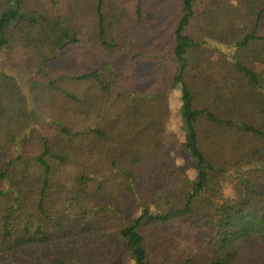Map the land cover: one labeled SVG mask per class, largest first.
<instances>
[{"label":"trees","instance_id":"trees-1","mask_svg":"<svg viewBox=\"0 0 264 264\" xmlns=\"http://www.w3.org/2000/svg\"><path fill=\"white\" fill-rule=\"evenodd\" d=\"M176 2L0 0V264H264V0Z\"/></svg>","mask_w":264,"mask_h":264},{"label":"rangeland","instance_id":"rangeland-1","mask_svg":"<svg viewBox=\"0 0 264 264\" xmlns=\"http://www.w3.org/2000/svg\"><path fill=\"white\" fill-rule=\"evenodd\" d=\"M150 2L151 3L149 7L157 13L155 22L151 24V27L153 26L160 33L163 39V45L168 47L172 39V29L174 20L176 19L175 14L179 13L177 2L176 0H150ZM174 5L177 7V9H174ZM192 34L193 33L191 32V35ZM192 38L194 40H198L194 34L192 35ZM193 52L194 49L189 48L187 54H185V58L189 59L192 57ZM181 61L182 60H176L174 70L177 69ZM0 63H2L1 57ZM138 68V70L142 73L146 72L149 74L151 71L148 65H140ZM10 72L16 73L14 69L11 68ZM170 100L172 102V110L167 119V138L170 143V151L175 160L177 168L189 175V177H193L195 175L193 162L186 153L184 147V128L181 116L183 102L181 100L180 89L174 82L171 83Z\"/></svg>","mask_w":264,"mask_h":264}]
</instances>
